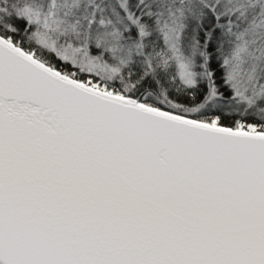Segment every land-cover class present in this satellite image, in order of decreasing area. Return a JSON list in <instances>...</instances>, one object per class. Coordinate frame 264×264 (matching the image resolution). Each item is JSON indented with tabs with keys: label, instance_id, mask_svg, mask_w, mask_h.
<instances>
[{
	"label": "snow or ice",
	"instance_id": "6c2138e0",
	"mask_svg": "<svg viewBox=\"0 0 264 264\" xmlns=\"http://www.w3.org/2000/svg\"><path fill=\"white\" fill-rule=\"evenodd\" d=\"M0 264H264V0H0Z\"/></svg>",
	"mask_w": 264,
	"mask_h": 264
}]
</instances>
